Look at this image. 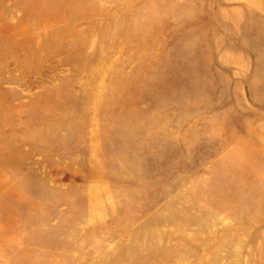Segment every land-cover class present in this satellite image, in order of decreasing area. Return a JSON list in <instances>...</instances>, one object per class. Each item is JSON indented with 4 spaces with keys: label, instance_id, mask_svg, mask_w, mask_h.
<instances>
[{
    "label": "rangeland",
    "instance_id": "1",
    "mask_svg": "<svg viewBox=\"0 0 264 264\" xmlns=\"http://www.w3.org/2000/svg\"><path fill=\"white\" fill-rule=\"evenodd\" d=\"M0 264H264V0H0Z\"/></svg>",
    "mask_w": 264,
    "mask_h": 264
}]
</instances>
